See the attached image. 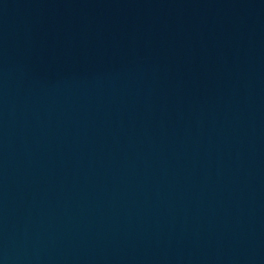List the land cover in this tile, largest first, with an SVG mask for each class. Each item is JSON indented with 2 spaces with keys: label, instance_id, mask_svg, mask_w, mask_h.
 <instances>
[{
  "label": "water",
  "instance_id": "95a60500",
  "mask_svg": "<svg viewBox=\"0 0 264 264\" xmlns=\"http://www.w3.org/2000/svg\"><path fill=\"white\" fill-rule=\"evenodd\" d=\"M0 264H264V0H0Z\"/></svg>",
  "mask_w": 264,
  "mask_h": 264
}]
</instances>
